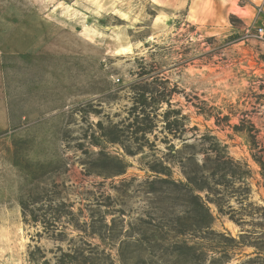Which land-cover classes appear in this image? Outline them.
I'll return each mask as SVG.
<instances>
[{"label": "rangeland", "instance_id": "obj_1", "mask_svg": "<svg viewBox=\"0 0 264 264\" xmlns=\"http://www.w3.org/2000/svg\"><path fill=\"white\" fill-rule=\"evenodd\" d=\"M223 2L0 0V264H264V0Z\"/></svg>", "mask_w": 264, "mask_h": 264}, {"label": "crops", "instance_id": "obj_2", "mask_svg": "<svg viewBox=\"0 0 264 264\" xmlns=\"http://www.w3.org/2000/svg\"><path fill=\"white\" fill-rule=\"evenodd\" d=\"M227 4H229V0H224L223 5L225 6ZM12 46L13 47H10V46L9 47L11 48L12 52H15L17 48L14 47V45ZM7 52H10V50ZM2 53L3 52H1V49H0V132L8 129L11 124L9 109H8V104H7V97L5 96L4 91L2 90V84H3L2 71H1V62H2V56H3Z\"/></svg>", "mask_w": 264, "mask_h": 264}, {"label": "built area", "instance_id": "obj_3", "mask_svg": "<svg viewBox=\"0 0 264 264\" xmlns=\"http://www.w3.org/2000/svg\"><path fill=\"white\" fill-rule=\"evenodd\" d=\"M256 34L264 40V26H258L256 27Z\"/></svg>", "mask_w": 264, "mask_h": 264}, {"label": "bare ground", "instance_id": "obj_4", "mask_svg": "<svg viewBox=\"0 0 264 264\" xmlns=\"http://www.w3.org/2000/svg\"><path fill=\"white\" fill-rule=\"evenodd\" d=\"M127 50H128V47L127 46H119L116 49V52H124V51H127Z\"/></svg>", "mask_w": 264, "mask_h": 264}]
</instances>
